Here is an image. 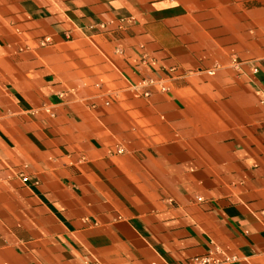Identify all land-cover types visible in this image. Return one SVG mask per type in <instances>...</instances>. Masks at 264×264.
<instances>
[{
	"label": "crops",
	"instance_id": "crops-1",
	"mask_svg": "<svg viewBox=\"0 0 264 264\" xmlns=\"http://www.w3.org/2000/svg\"><path fill=\"white\" fill-rule=\"evenodd\" d=\"M209 251L264 264V0H0V264Z\"/></svg>",
	"mask_w": 264,
	"mask_h": 264
},
{
	"label": "built area",
	"instance_id": "built-area-1",
	"mask_svg": "<svg viewBox=\"0 0 264 264\" xmlns=\"http://www.w3.org/2000/svg\"><path fill=\"white\" fill-rule=\"evenodd\" d=\"M122 20V19H121ZM49 42V37L48 36H43L38 40L39 44H46ZM230 60L236 65L238 64V60L235 56V54L230 55ZM153 83V80L150 78L147 79H140L137 84H131V89L133 93L137 96H147L149 94V90L146 88L147 84ZM158 89L164 90L165 87L163 84L159 83L158 84ZM122 151V147H116V152ZM234 258L233 255H225L223 258H217L213 255L211 251L202 254V255H195L190 257L185 263L183 264H213L215 262H219L220 260H230Z\"/></svg>",
	"mask_w": 264,
	"mask_h": 264
},
{
	"label": "rangeland",
	"instance_id": "rangeland-1",
	"mask_svg": "<svg viewBox=\"0 0 264 264\" xmlns=\"http://www.w3.org/2000/svg\"><path fill=\"white\" fill-rule=\"evenodd\" d=\"M231 54H232V53H231ZM231 54H230V55H231ZM233 54H235V53H233ZM230 55H229V58H230ZM235 56H236V58H237V55H236V54H235ZM237 60H238V58H237Z\"/></svg>",
	"mask_w": 264,
	"mask_h": 264
}]
</instances>
